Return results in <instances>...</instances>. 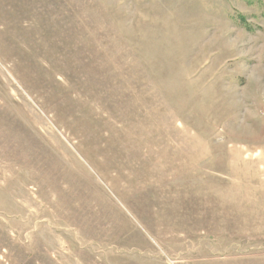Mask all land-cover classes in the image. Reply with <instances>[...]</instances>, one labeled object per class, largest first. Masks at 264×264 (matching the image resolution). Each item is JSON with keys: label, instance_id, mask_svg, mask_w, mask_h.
<instances>
[{"label": "rangeland", "instance_id": "rangeland-1", "mask_svg": "<svg viewBox=\"0 0 264 264\" xmlns=\"http://www.w3.org/2000/svg\"><path fill=\"white\" fill-rule=\"evenodd\" d=\"M0 264H264V0H0Z\"/></svg>", "mask_w": 264, "mask_h": 264}]
</instances>
